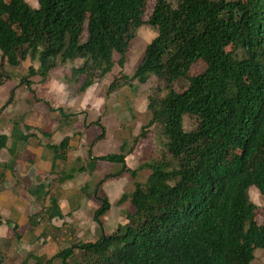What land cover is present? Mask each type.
<instances>
[{
    "label": "trees",
    "instance_id": "1",
    "mask_svg": "<svg viewBox=\"0 0 264 264\" xmlns=\"http://www.w3.org/2000/svg\"><path fill=\"white\" fill-rule=\"evenodd\" d=\"M147 4L37 0L33 6L28 0H0V85L10 76L5 63L16 67L30 57L39 64L30 66L29 76L46 79L59 64L81 58L70 80L84 76V92L112 70L115 53L124 63L138 29L149 24L157 35L133 78L146 83L154 75L166 88L165 95L150 98L152 118L141 134L160 124L169 157L148 162L152 171L145 182L136 181L120 197L136 209L128 221L95 241L68 246L48 259L29 254L19 264H253L256 250L264 249V218L258 221L259 206L249 193L255 185L264 195V0H179L175 6L157 0L145 20ZM181 78L189 83L178 91L173 83ZM185 115L196 119L191 130L184 127ZM19 121L10 136L0 134V151L17 154L28 143L32 134ZM69 140L53 146V170L66 158ZM98 158L122 164L113 176L136 177L140 169L126 166V154ZM12 167L0 160V177ZM71 177L67 172L58 180ZM38 187L46 190L41 183L30 192ZM51 201L29 217L31 227L44 215L64 217L58 199ZM109 209V199H102L95 219Z\"/></svg>",
    "mask_w": 264,
    "mask_h": 264
},
{
    "label": "rangeland",
    "instance_id": "2",
    "mask_svg": "<svg viewBox=\"0 0 264 264\" xmlns=\"http://www.w3.org/2000/svg\"><path fill=\"white\" fill-rule=\"evenodd\" d=\"M28 1L33 6L37 4V0ZM156 1L148 0L145 20L152 14ZM168 1L172 6H175L179 0ZM12 28L16 29L17 26L12 24ZM156 35V28L149 24L142 25L131 40L130 48L125 53L124 63H119L120 54L115 53L112 70L95 81L84 92L80 90L84 76L79 79V82L70 80L72 68L82 64L81 58L59 64L46 79L40 75L29 76L30 66L37 68L39 64L37 60H32L30 57L16 67L7 63L3 65L4 73L10 76L6 78L5 74L3 83L0 85V103H2L0 104V113L6 108L10 109L0 117V122L7 121V118L11 117V120L18 121L20 119L19 123L21 127H24L27 123L23 126V122L29 116L37 118L38 115L43 114V110L47 106L48 114L59 111L57 114L59 118L63 117V114H68L70 120L73 121L72 126H75V135L73 136L75 144L65 151L66 158L58 159L54 170L38 169L34 166L37 169H33L37 174L36 184L27 186L28 192H30L29 189L36 187L41 182L46 185V190L50 195L43 205L36 198L35 201L30 202L31 206L38 207L36 209L29 207L31 215L49 207L51 205L49 198L52 196L58 199L64 217L48 219L47 215H44L40 220L42 224L40 223L41 225L37 229H33L34 227H31L29 222L24 226L17 224L16 221L6 219L11 226L10 236L14 237L2 238L0 244L7 245L10 241L18 242L15 244L16 249H23L20 256L21 261L30 252L45 259L51 258L68 246L80 242L95 241L102 234H109L118 225L127 222L128 215L135 212L136 209L129 198L120 201V197L125 192H132L136 181L145 182L152 171L149 166H146L148 162L157 161L163 156L169 157L165 146L166 137L160 124L147 126L146 135L141 134L142 127L147 125L152 118V111L148 108L150 98L165 95L164 83L154 75L146 83H140L133 78L144 55L146 45ZM86 37L87 28L85 26L82 41ZM198 69L199 65H196L192 73ZM117 77H120L117 88L112 89V92L109 93L108 90ZM22 78H26L27 82L22 81ZM188 83L187 79L181 78L173 83V87L178 91H183ZM63 85L67 88H63ZM51 101H54L57 106L63 104L64 108L61 105L54 108ZM65 105H73V107ZM195 125L194 117L184 116L186 130H191ZM29 126L31 129L27 131L32 132L29 133L32 134L31 141L28 140V145L26 144L20 152L12 155L17 159L18 157L24 160L29 159V168L31 169L33 158L24 151H27L25 149L31 142L36 143L34 137L43 135V133L40 128ZM101 132L103 135L100 137ZM62 140L53 144L59 145ZM6 150L8 151V149ZM48 150L52 151L50 148ZM108 153L126 154V166L140 168L136 177L128 172L113 176L121 170L122 164L98 158ZM2 162H9V160ZM40 172H44V175ZM67 172L72 173V177L60 182L58 178ZM5 174L0 177V184H4L1 188L10 184L8 180L5 181L7 179ZM19 185L18 189L23 191L22 184ZM249 193L259 206L258 221L262 222L264 195L255 185L250 187ZM22 195H24L23 192ZM104 198L109 199L110 209L97 221L94 217L95 211L100 207ZM1 213L5 214L6 212L1 211ZM2 218L3 215L0 216V223L3 222ZM15 224H17V228L14 227ZM255 254L256 258L253 264H264V249L258 248ZM32 262L35 261L32 260Z\"/></svg>",
    "mask_w": 264,
    "mask_h": 264
},
{
    "label": "crops",
    "instance_id": "3",
    "mask_svg": "<svg viewBox=\"0 0 264 264\" xmlns=\"http://www.w3.org/2000/svg\"><path fill=\"white\" fill-rule=\"evenodd\" d=\"M62 87L67 88V86H65V85H63ZM50 103L54 108H57L58 106L61 105V104L58 106L55 105L54 101H51ZM0 104H2V103H0ZM65 106L71 107V108L73 107V105L72 106L65 105ZM61 107L64 108L63 104L61 105ZM9 109L10 108L4 109L0 113V117L3 114L5 115ZM47 111H48V108L46 106V109L43 110L42 115H38L37 118H33V117L29 116L28 119H26L23 122V126L25 123H27L29 125H33L35 127L40 128L42 130V133H43V135H40V136L35 135L36 137H34V138L36 140V143L33 144L31 142V144H29V147H27L25 149L27 151H24V152H28V155H31L33 158L31 169L29 168L30 167L29 159L24 160V159H21L20 157H18V159H17V157H13V155L8 153V151L4 148L0 151V160L1 161L9 160V162H13V167L10 168L5 174L7 177V179L5 181L8 180V182L10 184L7 187L5 186L4 188H1V186L4 184H0V216L3 215V218H2L3 222L0 223V243H1L2 238L8 237V236L14 237L13 235L10 236L11 226L7 223L8 222L7 220L10 219V220L16 221L17 224L24 225V226L26 224H29L30 223L29 217L31 216L29 207H31V209L32 208H34V209L38 208L36 205L31 206L30 202L35 201V198H36L39 201V203L41 205H43V202L46 201L47 197L50 196L48 190H45L44 188H40V187H38L37 189L34 190V192H36V194L32 193V192H28L27 186L28 185L30 186L31 184H36L35 178H36L37 174H35L36 172L33 170V169H36V168H34V166L37 167L38 169L39 168H41V169L48 168L49 170H53L52 165H53L54 155H55L54 149H53V146L55 144H53V143H58L59 141L64 139L66 136L67 137L69 136L70 147L75 144L74 137H73L75 135L74 134V127L75 126H72L73 121L70 120V117L68 115L65 117L64 116L65 114H63L64 118L62 116H60V118H59L57 115V114H59V111H54V112L50 111L51 114H48ZM15 122H17V120H11V117L7 118V121L6 120L1 121L0 122V134H6V135L10 136L11 131L13 129V125ZM22 129L25 133H32L30 131L25 130L24 127H22ZM57 135H58V137H57ZM50 138H51V140H54V139H57V140H54V142H51ZM31 139L32 138H29V142L31 141ZM49 148L53 152L52 151L50 152L48 150ZM51 155H52V157H51ZM18 166H19V168H18ZM27 168H29V170H27ZM40 173L42 175H44V172L43 173L40 172ZM19 184H22V190L23 191H20L18 189V187L20 186ZM38 184H41V182ZM33 188H35V186ZM29 190L31 191L32 188ZM22 192L24 195H22ZM37 195H39V197H37ZM51 197L49 198L50 204H51ZM60 209L63 212L62 208H60ZM1 211H5L6 213L3 214V213H1ZM36 212H38V211H36ZM35 213H33V214H35ZM40 223L41 222H39V224L36 225L33 229H37L42 224V223L41 224ZM17 224H15L14 227L17 228V226H16ZM30 226H31V223H30ZM35 233L37 234L36 231H35ZM17 243L18 242L10 241L7 243V245L6 244H0V264H19L21 262L20 256H21V251L23 249L22 248H20L21 250L16 249L15 244H17ZM18 246H19V244H18ZM29 254H34V253L30 252ZM34 255L39 256L37 254H34ZM32 260H34V258H32Z\"/></svg>",
    "mask_w": 264,
    "mask_h": 264
}]
</instances>
